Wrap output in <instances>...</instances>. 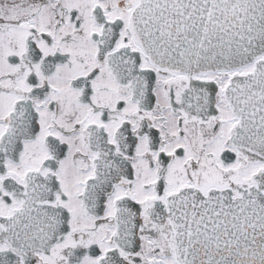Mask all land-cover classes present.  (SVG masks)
<instances>
[{
	"label": "snow or ice",
	"instance_id": "6c2138e0",
	"mask_svg": "<svg viewBox=\"0 0 264 264\" xmlns=\"http://www.w3.org/2000/svg\"><path fill=\"white\" fill-rule=\"evenodd\" d=\"M0 264H264V0H0Z\"/></svg>",
	"mask_w": 264,
	"mask_h": 264
}]
</instances>
